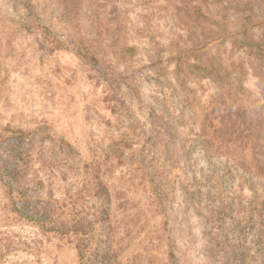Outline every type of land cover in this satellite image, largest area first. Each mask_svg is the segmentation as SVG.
Wrapping results in <instances>:
<instances>
[{
  "label": "rangeland",
  "instance_id": "1",
  "mask_svg": "<svg viewBox=\"0 0 264 264\" xmlns=\"http://www.w3.org/2000/svg\"><path fill=\"white\" fill-rule=\"evenodd\" d=\"M29 1L52 34L19 30L0 0V132H26L30 194L58 199L57 220L82 216L93 227L80 258L74 241L15 217L0 184V264H222L207 252L209 231L219 238L210 214L227 229L231 253L251 247L264 226V186L235 161L249 162V151L208 158L197 134L206 113L235 100L264 103V64L227 37L202 50L235 78L242 65L240 92L186 66L199 52L181 24L201 0H87L74 26L59 19L58 0ZM84 34L128 85L102 80L77 54ZM123 46H135L129 62ZM252 253L231 260L258 264Z\"/></svg>",
  "mask_w": 264,
  "mask_h": 264
},
{
  "label": "trees",
  "instance_id": "2",
  "mask_svg": "<svg viewBox=\"0 0 264 264\" xmlns=\"http://www.w3.org/2000/svg\"><path fill=\"white\" fill-rule=\"evenodd\" d=\"M58 1L61 4L59 19L67 24H72V26L76 25L87 0ZM9 6L15 12L12 15L16 18V27L19 30L35 31L44 40L52 34L50 29L41 22L29 0H9ZM188 11L194 17L192 20H185L181 26L187 29L189 37L193 39L190 49H195L199 53L194 54L195 60L192 62L185 60L184 63L189 68L196 69L201 75L213 79L222 90L226 85H232L235 82L234 89L240 92L242 90L240 74L243 75L244 72L242 65L238 64L240 71L235 78L232 69L222 66L220 61H216L219 57L218 54L209 53L202 48L209 41L233 37L264 64V28L258 36H254L252 33L253 28L264 26V0H201V3L198 4L190 3ZM97 35L100 34L97 33ZM87 39L86 34L80 36L77 54L90 65L102 80L109 84L122 81L128 85L122 72H117L100 58L91 42L89 46L85 44ZM50 41L52 44L56 43L54 47L60 43L56 37ZM122 49L125 54L123 61L129 62L132 57L131 51H134L135 46H123ZM181 67V63L176 62L174 72L178 80ZM235 101L220 109L216 116L208 117L206 113L197 138L208 158L215 152L224 154L237 152L240 154L248 150L249 162L245 163V160L240 157L235 158V161L240 167L252 171V174L264 186V103L250 102L243 105ZM25 134L24 130L10 126H5L3 132H0V184L9 197L7 208L18 219L32 221L42 230L51 229L67 242L74 241L77 255L83 258L86 250L89 249L92 222L82 216L73 218L71 221L57 220L56 214L61 211L58 199L52 198V196L41 198L37 196L38 194L35 196L30 194L32 188L29 187V182L26 179L30 163L28 148L24 144ZM41 183V180H38L37 185ZM100 183L103 185L101 188L108 194V189L102 182ZM261 189L264 190V188ZM252 190L254 198L261 194L257 190ZM159 193L158 190V196ZM256 208L257 206H251V212L254 213ZM106 211L105 217H108L110 209L107 208ZM208 218L210 228H218L217 236L219 238L217 239L215 234L209 231L211 238L208 240L207 252L212 255L219 254L220 263L242 264L231 260V257L237 256L235 254L244 255L245 252H248L246 255L250 257V253L253 252L251 257L256 256L252 258V261L264 264V226L254 228L251 247L242 246L239 253L233 254L228 249L227 229L224 230L221 223L216 224L213 214H210ZM211 246L214 248L212 249Z\"/></svg>",
  "mask_w": 264,
  "mask_h": 264
}]
</instances>
